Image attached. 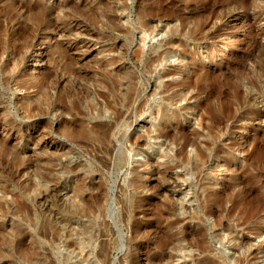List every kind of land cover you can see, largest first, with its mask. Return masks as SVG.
<instances>
[{
	"label": "rangeland",
	"instance_id": "rangeland-1",
	"mask_svg": "<svg viewBox=\"0 0 264 264\" xmlns=\"http://www.w3.org/2000/svg\"><path fill=\"white\" fill-rule=\"evenodd\" d=\"M42 2L80 18L81 44L37 40L26 72L7 87L0 74V264H39L36 253L63 264L67 240L81 248L68 263L264 264V0ZM45 69L63 80L45 96L74 100L88 127L115 118L106 139L94 131L82 147L55 115H22L14 82L30 77L16 95L34 98ZM161 103L172 114L147 117ZM153 127L171 133L161 151L133 153ZM183 137L192 145L180 151ZM43 183L46 207L30 203Z\"/></svg>",
	"mask_w": 264,
	"mask_h": 264
},
{
	"label": "bare ground",
	"instance_id": "bare-ground-1",
	"mask_svg": "<svg viewBox=\"0 0 264 264\" xmlns=\"http://www.w3.org/2000/svg\"><path fill=\"white\" fill-rule=\"evenodd\" d=\"M2 1V0H1ZM53 5V4H52ZM51 5V6H52ZM67 9V8H66ZM65 7L55 5L52 7H47L46 4L42 2V0H10L4 1L0 3V56H5V59H0V74L2 75L1 78V85L7 87L15 78L18 72H26V66L23 64V61L26 59V54L28 48L37 40H41L42 42L48 41L53 37H57L59 35H63L65 37L71 36L74 34L75 36V45L81 44V41H78V37L81 36L82 22L80 18L75 17L73 14L68 13ZM111 20H115L117 17L114 15L108 16ZM59 22V23H58ZM43 25L50 28V30L46 33H40L39 29ZM226 49V47H223ZM155 60V58L150 59ZM149 60V61H150ZM60 68L64 72H69V64L64 61L61 63ZM46 70V69H45ZM44 70V71H45ZM55 78L57 80H55ZM30 79V77H29ZM27 80L18 79L15 80L14 84L17 85V89L13 91V102L14 104L19 106V109H22V115L26 119H34L38 117V114L41 115H50L53 114L56 116L58 120V125L65 128V137L70 140L77 142L78 145L82 147H87L86 141L88 138L93 137V132L95 135L103 136L105 139L109 135L112 126L115 123V118L109 121L108 123L103 124H93L91 127L86 125V114H84L83 109L81 107L72 103V101H68L65 97L64 99L49 97L47 98L45 94H47L46 89L48 86H51L53 79L56 83L63 82L62 78L59 76L57 77L54 71L46 70L43 73L42 78L37 80L34 77L36 87V91L34 93V98L32 97H25V96H18L16 95L17 90L22 89H29L31 84L33 86V81L30 83ZM33 79V78H32ZM54 81V83H55ZM55 83V84H56ZM112 84V83H111ZM118 84V85H117ZM119 83H114L111 85V89H115L118 87ZM29 86V87H28ZM27 87V88H26ZM56 87V86H55ZM42 93V94H40ZM57 97V96H56ZM55 98V99H54ZM71 100V99H70ZM41 104H46L44 108L41 107ZM80 104V103H79ZM160 105V104H159ZM173 109H169L165 104L161 103V105L155 107H149L147 110V117L150 119H159L166 114H172ZM58 113V114H57ZM123 110H119L116 112V119L122 116ZM65 116H70V120L67 119ZM89 120V119H88ZM95 123V122H94ZM176 132H173L172 136L176 139L181 138L183 134L181 133L182 130L177 129ZM178 135V137H177ZM171 133L168 128L164 129H157L153 127L152 129H147L145 134H143L139 139L142 140L139 143V146L133 150V153H137L139 151L144 150H151L152 155H157L158 151H161L162 145L165 144L166 141L170 138ZM128 142V138L125 139ZM192 145L189 139L183 137V144L181 146L180 151H183L186 146ZM179 151V152H180ZM197 155L202 159L203 153L202 151L197 149ZM127 156L123 152L119 155L118 160L121 162L126 160ZM28 167V166H26ZM20 168H15L12 170V177L16 178L20 172ZM36 173V172H35ZM35 174L28 179L25 186L30 191L36 190V182H35ZM42 177V176H41ZM46 177V178H45ZM47 176L43 175L42 180L51 182L52 180ZM44 184V183H43ZM39 186V184H38ZM43 187V186H42ZM53 188V187H52ZM51 187H47L44 184V189L38 192H35L31 197V204L32 202L37 204V202L42 203V206L47 204V198L53 190ZM54 191V190H53ZM54 194V193H53ZM53 197V196H52ZM30 204V205H31ZM33 204V205H34ZM212 202L208 200L203 203V206L211 205ZM38 205V204H37ZM40 209V205L38 206ZM46 207V206H45ZM44 207V208H45ZM43 208V207H42ZM6 211V210H5ZM0 211V216H5L6 213L9 211ZM11 211V210H10ZM67 223V222H66ZM56 229V228H55ZM57 230V229H56ZM54 230L53 232H55ZM58 231V230H57ZM56 231V232H57ZM87 234V241L91 238V231L85 232V229L81 228V230L75 232V235ZM57 234V233H55ZM73 233H70L69 237H73ZM14 244V242H13ZM12 244V245H13ZM16 245V244H15ZM12 247V246H11ZM15 247V246H14ZM63 247L68 251V256L63 257V264H82V262H88V256L85 258L78 260L74 263H68V260L73 255L77 256V251H81L80 244L75 240H67L63 242ZM13 248V247H12ZM79 255V254H78ZM37 263L42 264L44 263V255L41 253L35 254ZM43 261V262H42ZM49 264H54L53 262Z\"/></svg>",
	"mask_w": 264,
	"mask_h": 264
}]
</instances>
